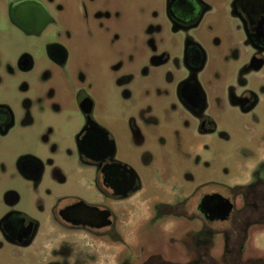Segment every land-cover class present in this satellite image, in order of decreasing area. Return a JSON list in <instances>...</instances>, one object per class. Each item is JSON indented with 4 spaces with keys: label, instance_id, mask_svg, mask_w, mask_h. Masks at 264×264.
<instances>
[{
    "label": "flooded vegetation",
    "instance_id": "af4514ba",
    "mask_svg": "<svg viewBox=\"0 0 264 264\" xmlns=\"http://www.w3.org/2000/svg\"><path fill=\"white\" fill-rule=\"evenodd\" d=\"M122 1L74 0L73 13L88 30L94 24L97 29H106L116 22L124 7ZM157 1L159 10L149 6V21L135 31V38L142 39L148 51L143 75L148 69L157 73L164 68L163 86L171 94L172 107L187 117L184 125L202 135L214 132L221 120L218 111L223 107L252 115L259 102L255 90L264 93V86L253 87L243 78L260 74L264 67V0ZM0 6L7 25L23 35L38 37L48 26L60 30L44 46V57L51 66L50 74L61 76V68L69 57V50L61 41L62 37L71 36L69 27L60 19L61 15L66 16L63 5L58 0H0ZM216 12L226 13L228 23H232L224 33L227 40H222L224 50H231L229 56L234 61L241 60L229 70L231 76L238 78L236 87L226 83L223 74L207 68L211 57L196 33L206 15ZM107 33L110 39L119 40L116 30L109 28ZM214 41L220 42L219 38ZM35 65L30 55L21 53L16 57L15 69L6 70L7 78H17L19 85L0 96V145L30 126L40 125L47 110L42 97L25 83L26 76L38 72ZM44 74L48 76V72ZM76 77L80 86L74 89L73 99L82 124L74 135L75 151L80 162L91 168V184L98 190L100 201L58 200L46 216L45 228H41L39 221L19 209L16 191L4 192L0 198V243L8 246L16 259H21L22 264H264V255L255 257V261L241 259L246 232L260 229L264 223V181L258 186L237 187L227 197L203 191L186 194L181 201L157 204L152 224L156 228L163 226L164 235L174 234L175 229L181 237L176 245L158 250L160 256L141 253L136 248L137 225L142 217L149 219L147 206H142L145 200L141 195V177L128 160L116 158L115 142L92 118L94 101L89 85L82 75ZM131 130L134 146L140 143L137 146L141 147L142 133L135 127ZM169 153L161 149L162 157ZM165 166L161 163L154 170L152 184L179 188L188 179L193 180L185 169L178 172ZM14 167L29 184L40 182L43 164L36 157L21 154ZM190 220L198 224L192 227L197 232L195 237L189 234L186 224ZM255 224L260 225L254 227ZM203 232L225 237V254L219 260L213 256L212 238L203 239ZM232 238L238 240L237 247ZM129 246L137 249L133 256L126 252Z\"/></svg>",
    "mask_w": 264,
    "mask_h": 264
},
{
    "label": "rangeland",
    "instance_id": "374dc122",
    "mask_svg": "<svg viewBox=\"0 0 264 264\" xmlns=\"http://www.w3.org/2000/svg\"><path fill=\"white\" fill-rule=\"evenodd\" d=\"M58 1L66 10V16L60 17L61 22L67 24L71 33L69 39L62 37L61 41L69 50L61 76L50 74L51 66L44 57V46L57 37L60 30L48 26L38 37L23 35L7 25L0 6V96L19 85L17 78H7L6 70H14L16 57L25 53L33 58L34 69L38 70L26 76L25 83L47 106L40 125L30 126L29 130L15 134L0 145V165L5 166L0 168V198L6 191H16L19 209L39 221L41 228H45L46 216L58 200L100 201L98 190L91 184V168L80 162L75 151L74 135L82 124V117L75 107L73 93L80 86L76 75H82L94 101L92 118L115 142L116 158L128 160L142 180L141 195L145 200L142 206H147L145 212L149 219L142 217L137 225L136 248L145 255L160 256L158 250L176 245L181 236L175 229L174 234L164 235L163 226L156 228L152 224L157 204L181 201L186 194L203 191L227 197L237 187L258 186L264 181V93L255 90L259 102L252 115L223 107L218 111L221 120L217 121L214 132L198 135L192 132L190 125H184L187 117L172 107L171 94L163 86L164 68L157 73L148 69L143 75L148 51L142 39L135 38L138 33L135 31L143 29L149 21V6L154 5L159 10V1L123 0L124 7L116 22L109 25L110 30L118 32L117 41L108 37V27L97 29L93 23L88 30L74 16V0ZM231 24L224 12L208 14L196 33L211 57L207 68L223 74V80L236 87L238 78L231 76L229 70L237 67L241 60L234 61L229 56L231 50H224L222 40ZM216 38L220 42L215 43ZM47 72L48 76L44 74ZM243 79L253 87L264 86V67L260 74ZM7 98L12 100L10 95ZM132 127L143 135L139 148L140 143L134 146ZM161 149L170 152L169 155L162 157ZM21 154H30L42 162L43 174L38 185L29 184L16 173L14 164ZM161 163L178 172L185 169L193 180L188 179L179 188L152 184L154 170L159 169ZM189 206L191 208L192 203ZM195 220L186 223L192 237L197 236L196 229L193 231L198 225ZM259 227L246 232L242 260L247 257L255 261V257L264 255V223ZM202 235L203 239L212 238L213 256L219 260L225 254V237L206 232ZM232 242L236 247L239 244L235 238ZM136 248L129 246L126 252L133 256ZM16 263L22 264L21 259H16L12 250L0 243V264Z\"/></svg>",
    "mask_w": 264,
    "mask_h": 264
}]
</instances>
